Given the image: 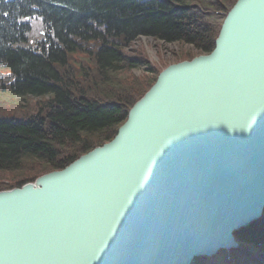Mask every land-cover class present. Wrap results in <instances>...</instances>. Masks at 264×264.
Returning <instances> with one entry per match:
<instances>
[{"label": "water", "instance_id": "water-1", "mask_svg": "<svg viewBox=\"0 0 264 264\" xmlns=\"http://www.w3.org/2000/svg\"><path fill=\"white\" fill-rule=\"evenodd\" d=\"M263 210L264 0H236L112 139L0 190V264H194Z\"/></svg>", "mask_w": 264, "mask_h": 264}, {"label": "trees", "instance_id": "trees-1", "mask_svg": "<svg viewBox=\"0 0 264 264\" xmlns=\"http://www.w3.org/2000/svg\"><path fill=\"white\" fill-rule=\"evenodd\" d=\"M235 2L0 0V93L41 99L35 113L0 103V171L24 173L0 190L61 169L115 136L161 71L148 66L146 74L117 77L147 65L125 51L137 38L197 51L178 60L208 53ZM81 52L90 65L75 62ZM260 219L235 232L238 248L194 264H264V210Z\"/></svg>", "mask_w": 264, "mask_h": 264}, {"label": "rangeland", "instance_id": "rangeland-1", "mask_svg": "<svg viewBox=\"0 0 264 264\" xmlns=\"http://www.w3.org/2000/svg\"><path fill=\"white\" fill-rule=\"evenodd\" d=\"M125 51L128 54L133 56H141L143 59L147 60V65H142L139 68H134L133 70L126 72L117 73V77L120 79H126L130 75H143L148 73V66L153 69L162 70L168 64L181 61L178 60L180 57H189L197 53L194 47L187 43L180 42H163L160 40H154L149 37H139L137 38L129 47L125 48ZM76 63L84 61L86 64H91L90 55L85 52L77 53ZM183 59V58H182ZM184 60V59H183ZM6 69L0 67V76L2 73H5ZM150 74V73H149ZM41 99H38L34 96H15L8 93H0V103L7 108H13L16 106L20 109L28 110L27 113L37 112L39 106H41ZM84 154V153H83ZM82 155V154H81ZM78 158V157H77ZM40 163V162H39ZM41 164V163H40ZM23 172H9V171H0V183L11 182L14 183V179L17 177H22ZM257 253V251H256Z\"/></svg>", "mask_w": 264, "mask_h": 264}, {"label": "bare ground", "instance_id": "bare-ground-1", "mask_svg": "<svg viewBox=\"0 0 264 264\" xmlns=\"http://www.w3.org/2000/svg\"><path fill=\"white\" fill-rule=\"evenodd\" d=\"M149 88H150V87H149ZM143 95H144V94H143ZM143 95H142V96H143ZM142 96H141V97H142ZM36 178H37V177H36ZM36 178H35V179H36ZM35 179H34V180H35ZM34 180H32V181H34ZM26 182H31V181H26ZM26 182H25V183H26ZM23 184H24V183H23ZM23 184H21L20 186H22ZM15 187H19V186H15ZM12 188H13V187H12ZM8 189H10V188H8ZM2 190H3V189H2ZM261 217H262V215L259 217V219H260ZM259 219H257V220H259ZM260 220H261V219H260ZM254 222H255V221H254ZM254 222H252V223H254ZM252 223H250V224H252ZM250 224H249V225H250ZM221 250H222V249H220L219 251H221ZM219 251H218V252H219Z\"/></svg>", "mask_w": 264, "mask_h": 264}]
</instances>
